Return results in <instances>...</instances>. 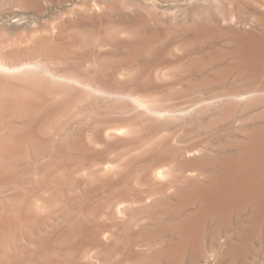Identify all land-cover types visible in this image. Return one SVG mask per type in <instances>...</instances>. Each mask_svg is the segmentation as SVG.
Segmentation results:
<instances>
[{
    "label": "rangeland",
    "instance_id": "374dc122",
    "mask_svg": "<svg viewBox=\"0 0 264 264\" xmlns=\"http://www.w3.org/2000/svg\"><path fill=\"white\" fill-rule=\"evenodd\" d=\"M223 2L0 0V58L45 86L16 117L1 264H264V206L189 196L264 126V0Z\"/></svg>",
    "mask_w": 264,
    "mask_h": 264
},
{
    "label": "bare ground",
    "instance_id": "6f19581e",
    "mask_svg": "<svg viewBox=\"0 0 264 264\" xmlns=\"http://www.w3.org/2000/svg\"><path fill=\"white\" fill-rule=\"evenodd\" d=\"M224 1L225 3L223 2V4L228 5L227 13L221 16L224 21L228 20L233 22L237 19V16L239 17L242 16V14L244 15V13H250L248 3H251V0ZM49 42L48 40L46 42L38 40L33 43L30 48L27 47V49L44 55L47 54L49 50L56 47V44L52 46ZM23 51H26V49L24 50L23 48ZM11 55L17 56L19 54L17 51H14ZM44 56L46 58V55ZM22 66L23 64L14 66L12 62L0 58V72L20 71V67ZM34 72L25 70L18 73L14 72L16 74L14 76L7 75L8 77H0V240L4 237L2 236L3 234L7 232L10 233L9 231L12 232L14 227L17 228V226H15L16 223L19 224L17 220L20 214L17 211L19 214L17 217L16 213L18 202L13 194V192H15V187L11 185L10 175L7 177L9 173L6 174V165H8V163L9 165L11 164L10 162L13 161L16 155V149L20 146V127L16 122L17 115H26V113L31 112V110L34 112L35 101L39 98L40 93L45 90L42 75ZM43 73H51V77L54 74L52 71L46 69L43 70ZM16 85L22 87L19 88L18 86L17 88ZM21 133H27L28 136H30V131L28 130ZM211 169L212 170L207 172L206 175H203V184L194 187L192 190L190 189L191 191L189 193L191 198L201 200L203 205H205L202 210L203 216L206 214L210 215L212 212H216L219 209L230 211L232 207L250 202L264 206V126L261 125L248 133L246 138L239 142L233 153L219 155L214 161V166L212 163ZM6 184L7 186H5ZM5 203H7V206L4 205ZM5 207H7V210H4ZM216 207L217 209L215 210ZM192 216H189L190 220H192ZM189 225L190 222L188 223V226ZM184 241H182L184 243H173L169 247H173V245L183 247L188 241L187 237ZM5 250H0V264L6 260V253L8 251L5 252Z\"/></svg>",
    "mask_w": 264,
    "mask_h": 264
}]
</instances>
